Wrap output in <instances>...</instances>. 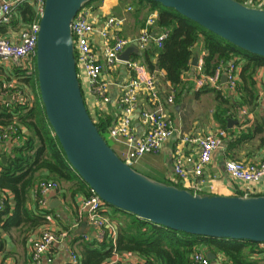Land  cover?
Instances as JSON below:
<instances>
[{"label": "crops", "instance_id": "obj_1", "mask_svg": "<svg viewBox=\"0 0 264 264\" xmlns=\"http://www.w3.org/2000/svg\"><path fill=\"white\" fill-rule=\"evenodd\" d=\"M91 4L94 7L92 17L97 24H102L104 17L109 14L123 17L120 34L123 37L132 39L140 34L146 18L151 13L148 5L143 0H94ZM128 6L131 7L129 11L127 10ZM24 26L26 25L21 20H15L8 26L1 25L0 36L15 41ZM161 32L159 30L151 31L155 35ZM93 41L96 55L101 61L100 41L96 35ZM132 45L135 50L129 54V58L139 59L145 65L142 54L146 49L140 53L136 43L133 42L129 46ZM192 50L193 57L190 67L183 72L181 83L175 87L168 80H165L163 70L149 71L145 66L149 72L156 74L163 107L177 127L184 133L194 136L205 135L221 128L227 132V137L223 139L222 146L213 152L211 161L204 166L200 178L201 182L196 186L192 178L182 180L176 178L173 173L172 157L176 146L174 138L164 142L157 153H146L136 159L132 167L135 166L134 169L155 180L160 182L173 181L181 188L194 193L234 195L236 191L240 190L242 184L231 179L226 173L224 169L225 160L231 158L252 162L264 161V65L256 68L253 75L249 77L243 71L245 60L240 57H233L236 59L238 66V92L233 93L227 89L225 86L226 81H222L224 74L220 78L222 89L217 92L212 87L199 88L196 86L197 65L202 60L203 69V57L206 54L202 38L197 40ZM194 57H197L196 65L192 64ZM13 70L11 67L5 68L0 64L1 104L11 97L14 98L13 95L16 93H18V97L22 95L19 89L12 93L7 90V87L20 85L15 80ZM130 74V70L122 63L117 64L110 72L103 71L102 78L107 83L106 94L109 100L105 103L104 110L101 111L96 108L94 96L88 93L87 84H83L82 91L86 106L96 121L102 114L111 116V122L118 118L117 100L121 95V87L127 82ZM251 88H253L254 92L252 94L255 96L252 98ZM27 90H30V88L26 86ZM171 93H173L174 98L169 103L166 99ZM242 97H245L246 102ZM138 105L139 108L143 109L149 106L143 94L139 96ZM244 109L250 115H243L242 111ZM201 111L205 114H201ZM133 126L136 135L141 134L142 126L139 120V110L134 113ZM16 141L18 140L0 142V160H2V156L6 158L3 153L9 152ZM118 143L122 153L125 146L120 142ZM123 147L124 149H122ZM185 150L188 153L192 151L194 157L198 156L197 152L192 150L190 146H187ZM34 189L31 188L28 193L27 213L22 214L20 219L10 223L6 229H0V264H34L30 258L32 244L45 229H51L58 233L65 232L66 234L62 240L54 243L43 254L40 264H71V252L78 254V264L101 263L104 259L98 260V253L102 241L98 240L97 230L89 223L86 211L81 208L82 200L90 194L89 188L84 185L82 187L80 182L77 181L62 183V188L59 191L57 189L46 196L47 207L43 209L38 206ZM255 190V194H264V178L255 185ZM0 197L7 198L11 202L12 194L8 189H0ZM104 211L106 216L115 223L118 231V220L123 218L121 214L115 212L110 206H106ZM195 249H199L205 254L211 251L203 245H198ZM120 255L123 260L128 262L144 261V258L134 252L121 253ZM215 255V258L210 259L211 264H229L223 256ZM250 257L257 264H264V245L259 244Z\"/></svg>", "mask_w": 264, "mask_h": 264}, {"label": "water", "instance_id": "obj_2", "mask_svg": "<svg viewBox=\"0 0 264 264\" xmlns=\"http://www.w3.org/2000/svg\"><path fill=\"white\" fill-rule=\"evenodd\" d=\"M89 1L45 0L37 33L39 95L70 166L104 204L171 229L264 244V194L207 195L160 182L125 162L101 135L86 107L71 32L74 16ZM152 1L264 57V8L238 0ZM134 50L133 45L127 47L120 59L127 60ZM192 64H197V57ZM206 254L209 259L216 256L212 251Z\"/></svg>", "mask_w": 264, "mask_h": 264}, {"label": "built area", "instance_id": "obj_3", "mask_svg": "<svg viewBox=\"0 0 264 264\" xmlns=\"http://www.w3.org/2000/svg\"><path fill=\"white\" fill-rule=\"evenodd\" d=\"M44 1L0 0V26H8L15 20H20L17 7L26 2L32 5L36 15L40 17ZM238 1L248 6L264 8V0ZM92 2L85 3L71 22L74 55L81 87L83 84H87L88 93L94 96L96 108L101 111L104 110V105L109 100L106 94L107 83L102 78L103 71L110 72L117 64L122 63L131 73L127 82L121 87V95L117 100L119 116L111 123L108 129V137L125 146L121 156L130 165L146 153H157L164 142L174 138L176 141L172 157L174 175L182 180L192 178L195 182L194 185H199L204 166L211 161L213 152L222 146L223 139L227 137V132L220 128L200 136L184 133L174 124L163 107L156 74L149 72L139 59H120V54L133 42L136 43L140 53L151 45L158 48L162 46L167 31L155 35L151 33L150 28L157 16L156 12L149 13L140 34L132 39L120 34L123 17L109 14L104 17L102 24H97L92 17L94 11ZM127 10H131V7L128 6ZM38 29L39 18L24 26L15 41L0 36V64L5 68L22 69L25 75H31L34 71L33 62L35 61ZM95 35L100 41L101 61H99L94 49L93 38ZM202 64L203 61L201 60L197 65L196 86L199 88L208 86L221 91L220 78L224 74L227 89L233 93L238 92L236 59L232 58L226 63H221L211 75L203 73ZM140 94L146 97L149 105L147 108H139ZM173 96L171 93L166 100L171 103ZM13 97H18V93ZM136 110H139V120L142 126V132L139 135H136L133 126V116ZM242 113L243 115H250L246 109ZM91 117L96 122L95 117L92 115ZM16 131L17 128L13 125L0 127V142L17 140L18 136L14 138ZM187 146L196 151L198 156L194 157L192 151L186 152ZM224 169L231 179L242 184L240 190L236 191L234 195H255V185L264 178V161L252 162L228 158L224 162ZM57 189L58 183L51 180L38 183L34 193L40 209L47 207L46 196ZM89 190L90 194L82 200L81 208L86 211L89 223L97 230L98 240L101 242L108 237L114 241L117 234L116 225L106 216L104 211L106 206L100 197L92 189ZM4 205V199L0 197V211L4 209ZM65 234V232L58 233L51 229L43 230L40 236L33 241L30 253L32 262L40 264L43 254L54 243L62 240ZM70 257L71 264L79 263L78 254L71 252ZM190 261L191 264H211L207 255L199 249H195L191 253ZM101 264L146 263L144 261L128 262L123 260L119 253L113 251L112 255Z\"/></svg>", "mask_w": 264, "mask_h": 264}, {"label": "trees", "instance_id": "obj_4", "mask_svg": "<svg viewBox=\"0 0 264 264\" xmlns=\"http://www.w3.org/2000/svg\"><path fill=\"white\" fill-rule=\"evenodd\" d=\"M143 1L148 5L150 12L157 13L151 31L166 30L167 36L160 48L154 45L148 47L142 54V60L149 71L163 70L165 80L174 87L181 83L183 72L189 69L193 57L192 48L199 38H202L206 51L203 57V73L206 75L213 74L221 63H226L235 56L245 60L243 71L249 77L256 68L264 65L263 56L235 46L175 9L164 7L152 0ZM17 13L25 25L39 18L28 2L20 4ZM33 65L34 71L31 75H25L22 69L13 70L15 80L20 85L7 87V90L12 93L19 89L22 95L0 103V127L13 125L17 128L14 138L18 136V141L13 144L11 150L3 153L6 155L5 162L0 160V189H8L12 194L11 202L7 198L4 199L5 207L0 211L1 230L27 213L28 193L41 181L51 180L58 183V191L62 188V183L66 182L77 181L82 187H88L68 163L46 119L38 90L35 61ZM26 86L30 90L26 91ZM251 90L252 98L255 96L252 94L253 88ZM242 98L246 102L245 97ZM98 118L95 125L108 142L112 117L102 114ZM164 183L181 188L173 181ZM110 207L123 218L118 220L114 242L108 237L101 242L98 253L100 261L107 260L115 251L119 254L137 253L144 258L146 264H191V253L198 245H203L213 253L223 256L229 264H257L250 256L261 243L191 234ZM42 218L44 219L43 216Z\"/></svg>", "mask_w": 264, "mask_h": 264}, {"label": "rangeland", "instance_id": "obj_5", "mask_svg": "<svg viewBox=\"0 0 264 264\" xmlns=\"http://www.w3.org/2000/svg\"><path fill=\"white\" fill-rule=\"evenodd\" d=\"M191 96V95H190ZM201 114H205L204 112H200ZM108 143L110 144V146L111 147H113V149L116 151V153L119 155V157H121L122 158V156H121V151H120V149H119V143L117 142V141H115V140H108ZM122 149H124V147L122 148ZM133 168H136L135 166H133ZM144 174V173H143ZM146 175V174H145Z\"/></svg>", "mask_w": 264, "mask_h": 264}]
</instances>
